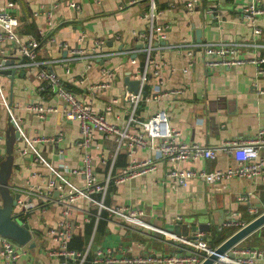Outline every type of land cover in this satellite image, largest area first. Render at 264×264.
I'll return each instance as SVG.
<instances>
[{
	"label": "crops",
	"instance_id": "obj_1",
	"mask_svg": "<svg viewBox=\"0 0 264 264\" xmlns=\"http://www.w3.org/2000/svg\"><path fill=\"white\" fill-rule=\"evenodd\" d=\"M7 1L13 3L11 12L17 19L16 30L20 38L29 34L32 28L40 40L36 60L44 63L45 69L53 72L78 98L87 101L94 110L103 112L106 122L120 130L125 128L130 135L138 134L140 126L128 122L132 102L123 98L130 94L123 78L128 75L130 80H139L144 67L141 55L144 58L145 55L137 52L134 66L129 62L132 55L123 52L137 49L135 45L140 44L134 33L145 29L152 2V23L161 30L153 34L151 44L158 48L151 52L134 118L142 122L157 110H163L167 113L169 126L178 131L179 142L215 149L213 159L197 157L177 163L176 167L182 169L211 171L234 165L231 155L223 150L224 146L258 136L264 140V62L259 64L262 71H257L258 67L249 62L232 67L205 68L198 51L189 59L183 50L172 48L176 44L195 42L194 30L198 29L202 43L260 44L263 47L258 49L240 47L237 57L264 60V17L254 19V24L260 28V34L254 36L241 12L252 3L264 7V0H198L190 9L184 6L187 0H0V8ZM70 3L75 8H71ZM160 34H164V39L156 40ZM98 40L104 41L99 51L109 54L106 58L90 57ZM74 49H80L85 58L61 61L69 59ZM17 57L10 53L7 60L13 63L6 66H12ZM40 68L2 70H11L12 79L0 71L2 93L18 127L46 164L56 169H62L61 164L79 168L82 161L81 149L76 145L77 121L64 118L59 110L40 119L26 107L29 103L41 102L62 105L54 95L46 101L39 98L40 83L36 73ZM99 84L105 87L93 89ZM9 123L8 114L0 103L1 158L5 156L4 131ZM42 136L54 140L43 141ZM145 141L144 145L131 147L128 140L117 143L113 136L94 131L88 149L89 162L98 180L108 176L105 204L137 208L142 211L144 220L165 230L176 224L179 227L186 225L182 232L189 228L187 238L199 235L197 238L206 243H209L212 229L225 226L232 231L264 210L263 177L230 178L214 184L192 178L185 185H177L165 178L169 162L158 158L147 139ZM17 143L12 150L14 157L8 186L11 192H20L19 201L29 205L21 212L20 219L27 224L31 238L16 247L18 256L14 264L61 263L62 257L48 253L57 246V240L48 230L62 221L64 208L68 210L65 219L71 231L67 247L83 251L89 243L84 264H95L92 258L98 248H109L114 256L148 251L182 253L158 232L124 224L83 198L64 204L59 199L61 192L54 195L53 189L48 195L47 180L51 177L48 166L36 160L30 149L24 155L18 152L24 146L20 136ZM258 152L264 160V141L260 142ZM146 158L154 159L151 170L117 179L132 161ZM64 175L73 184L83 185L81 175L68 172ZM240 196L245 200H238ZM248 205L256 208L254 214L248 212ZM20 208L17 204L14 210L20 211ZM233 220L236 223H232ZM192 225L200 226L201 231H191ZM263 226L236 244L237 247L241 243L258 249L262 256L256 264H264ZM171 232L175 231L172 229ZM182 247L191 250L187 245ZM0 264H4L1 255Z\"/></svg>",
	"mask_w": 264,
	"mask_h": 264
},
{
	"label": "built area",
	"instance_id": "obj_2",
	"mask_svg": "<svg viewBox=\"0 0 264 264\" xmlns=\"http://www.w3.org/2000/svg\"><path fill=\"white\" fill-rule=\"evenodd\" d=\"M198 0H187L185 2V8H192ZM71 8L75 6L70 3ZM149 17L148 22L144 30L134 33L135 39L142 45L140 49H133L124 54L132 55L130 58V64H136L135 54L137 52L143 53L144 67L143 71L139 74V87L136 94H126L123 96L125 100L132 102V109L128 118V122H135L140 126V132L138 134L130 135L126 129L120 130L113 124L106 122L104 113L94 110L92 106L77 95L69 90H66L62 83L58 80L53 72L45 69L44 63H40L36 60V52L39 47L38 38L33 34H27L24 38H20L17 33V19L11 12L13 3L7 1L3 7L0 8V71L11 68L16 71L20 68L26 67H38L36 78L39 80L40 86L37 89L40 99L48 100L52 95L56 96L62 101V105L44 104V103H29L26 107L38 118L43 119L46 114L50 112L60 111L62 116L66 119L75 120L79 127V136L76 140V145L81 149V161L82 164L79 168H68L66 165L61 164L62 169H56L46 164L45 161L35 152L32 148L29 140L24 136L20 128L18 127L14 117L6 102L5 96L2 93V87L0 84V103L3 104L9 119L14 123L15 128L18 130L21 138L24 139V146L18 149V152L24 155L30 149L34 152L35 159L48 166L51 177L47 180V186L50 190H57L59 199L61 202H73L77 198H83L85 201L94 204L98 210L105 209L109 216H113L124 222V224L134 226L135 228H146L154 232H158L163 237L171 240L174 243L173 247L180 252L163 253L160 251H148L143 254L133 255H121L114 256L109 248H98L94 251L92 262L95 264H198L204 255L210 252L208 243L200 240L199 235L195 238H187L182 235H178L174 232L167 231L161 227L148 223L142 217V211L131 207L130 205L111 206L103 202V198L107 191L108 176L104 180H98L94 170L89 162V147L91 139L94 136V131L103 134L104 136H113L117 143H121L123 140H128L131 147L133 145H144L145 139L153 149L155 155L160 159H166L169 162L167 171L165 172V178L177 185H185L186 182L192 178H200L206 184H214L225 181L230 178H264V160L260 157L258 147L260 142L264 140L258 136L251 140L242 142H232L223 147V150L228 152L234 160V165H227L224 168L214 169L211 171L196 170L191 168H177L176 164L181 161L192 160L197 157L213 159L216 155L215 149L204 147L197 143H184L177 140L178 131L171 128L168 124L167 113L163 110H157L152 113L146 120L140 122L134 118V109L137 101L139 100L141 92V84L145 81L147 65L150 61L151 52L153 49H157L158 45L153 46V34L159 32L161 29L156 28L152 23V15L154 5L151 2L149 5ZM242 16L251 26L254 36L260 34V28L254 24L256 17H264V7H257L256 4H249L241 9ZM46 17L50 15L47 12ZM49 24V22H48ZM164 39V34H160L155 38ZM93 53L90 57L101 59L106 58L109 54L99 51L100 46L104 45V41H95ZM249 46L254 49L263 47L260 44L250 43H238L229 41H217V42H204V43H180L174 45L172 48L175 50H183L186 57L189 59L196 52L202 57L203 66L205 68H213L217 65L225 67H232L240 65L245 62H249L254 66H257V71H262L259 67L264 62L263 59H247L243 60L237 57V53L240 47ZM63 49L65 46L62 47ZM10 53L18 55L15 63L12 66L4 65V62L9 58ZM69 59L65 58L61 61H74L78 59H84V55L81 54L80 49H74L71 52ZM50 64V62H46ZM188 66L190 64L188 63ZM67 71V70H66ZM98 87H105L103 84L94 85L93 89ZM42 92L43 95L40 93ZM52 92V93H51ZM156 97V96H155ZM61 135L60 133L58 134ZM43 141L54 140L53 137H40ZM56 139H59L56 137ZM154 159L146 158L143 160L132 161L127 169L122 171V174L117 178L122 179L125 176H133L135 174L146 173L154 166ZM64 172H68L72 175L82 176V186H78L69 181ZM22 191V190H20ZM18 192V191H16ZM20 193V192H19ZM238 200H245L243 196L238 197ZM17 204L22 208V211L27 210L29 205L24 201H17ZM249 213H255L256 208L253 205H248ZM68 210L64 208L62 210L63 219L58 224L49 229L48 233L51 234L53 239L57 240V246L48 250L51 255L62 257L60 264H83L85 259L89 243L83 251L69 249L67 242L71 236V231L68 226L67 216ZM227 224H230L228 222ZM240 225H243L242 222ZM200 235H202L200 233ZM182 245L191 247V250L183 248ZM0 255L4 260V264H14V260L18 256L16 245L10 240L0 236ZM262 256L261 252L256 248H241L237 246L231 247L224 255L220 256V264H256L260 261Z\"/></svg>",
	"mask_w": 264,
	"mask_h": 264
},
{
	"label": "water",
	"instance_id": "obj_3",
	"mask_svg": "<svg viewBox=\"0 0 264 264\" xmlns=\"http://www.w3.org/2000/svg\"><path fill=\"white\" fill-rule=\"evenodd\" d=\"M201 32L198 29L194 30V41L195 43L201 42ZM142 46H146V44H137L135 48L140 49ZM13 63L12 60H7L5 65H11ZM3 75H7L10 79H12L13 73L11 70L2 71ZM123 84L126 86L127 90L136 94L138 90L139 80H130L128 75H125L123 78ZM11 121V120H10ZM12 125L14 123L11 121ZM5 133V156L3 158L0 157V163L5 164V166L10 167L11 172V164L13 158L12 148L7 141V137H10L8 130L4 131ZM12 136L15 139L19 138V132L14 126V130L12 132ZM7 167L0 169V236L10 240L13 244H17L18 246L26 244L31 238V232L27 226V224L20 219V214L22 212V208L20 211L14 210L17 205L18 198L20 196L19 192L9 191V186L7 184L8 171ZM53 194H58L57 190L53 191ZM232 223H236L235 220ZM264 225V210L261 211L258 215L254 216L252 219L238 227L235 231H233L230 235H228L225 239H223L219 244L214 247H209L210 252L201 259L198 264H215L220 262V256L224 255L231 247L236 246L243 238L248 236L253 231L257 230L261 226ZM179 224L174 225L172 228L167 229V231H175L174 233H180L182 236L187 237V233L189 228H186L182 232L183 227H187L186 225L179 227ZM200 226L192 225L191 231H201ZM178 234V235H180ZM31 246L33 243L30 242Z\"/></svg>",
	"mask_w": 264,
	"mask_h": 264
},
{
	"label": "trees",
	"instance_id": "obj_4",
	"mask_svg": "<svg viewBox=\"0 0 264 264\" xmlns=\"http://www.w3.org/2000/svg\"><path fill=\"white\" fill-rule=\"evenodd\" d=\"M35 31L32 29V28H30L29 29V32L28 33H30V34H33L36 38H37V36L35 35V33H34ZM38 41H40L39 40V38H38ZM142 56V61L144 60V56L143 55H141ZM141 61V62H142ZM64 87V86H63ZM66 90H69V87L68 86H66V87H64ZM70 91V90H69ZM52 93V92H51ZM255 215H253L252 217H254ZM237 228H235L234 227V229L231 231L230 230V228H228V227H225V226H221L220 228H219V230H217V229H212L211 231H210V235H209V245L211 246V247H214V246H216L217 244H219L223 239H225L228 235H230L234 230H236ZM264 229V226L262 227V229L261 230H263ZM239 247H241V248H253V246H251V245H242L241 243L239 244ZM71 249V248H70ZM83 262H87V255L85 256V259H84V261ZM84 264V263H83Z\"/></svg>",
	"mask_w": 264,
	"mask_h": 264
},
{
	"label": "rangeland",
	"instance_id": "obj_5",
	"mask_svg": "<svg viewBox=\"0 0 264 264\" xmlns=\"http://www.w3.org/2000/svg\"><path fill=\"white\" fill-rule=\"evenodd\" d=\"M7 130H8V132H9V134H10V137H7V141H8V143H9V145L11 146V148H12V150H14L16 147H14L15 145H16V143H17V139H15V138H13V136H12V132H13V130H14V126L12 125V123H9L8 124V127H7ZM19 143V142H18ZM17 143V144H18ZM14 157V155H13V153H12V155H11V158H13ZM5 167H7V166H5V164H3V163H0V169L1 168H5ZM7 169V171H8V177H7V184H8V179H9V176H10V167H7L6 168ZM9 191H10V193H12L11 192V190H10V188H9ZM259 210H257V212H258ZM16 245V247L18 246L17 244H15Z\"/></svg>",
	"mask_w": 264,
	"mask_h": 264
},
{
	"label": "clouds",
	"instance_id": "obj_6",
	"mask_svg": "<svg viewBox=\"0 0 264 264\" xmlns=\"http://www.w3.org/2000/svg\"><path fill=\"white\" fill-rule=\"evenodd\" d=\"M258 215V214H257Z\"/></svg>",
	"mask_w": 264,
	"mask_h": 264
}]
</instances>
